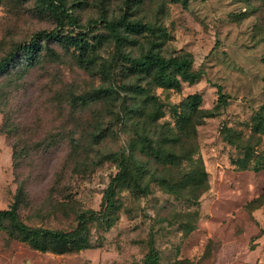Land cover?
<instances>
[{
	"label": "rangeland",
	"instance_id": "1",
	"mask_svg": "<svg viewBox=\"0 0 264 264\" xmlns=\"http://www.w3.org/2000/svg\"><path fill=\"white\" fill-rule=\"evenodd\" d=\"M61 1L76 22L42 0H0V59L13 51L21 60L20 46L41 32L91 28L88 53L118 63L117 83L147 85L113 60L111 39L95 38L107 35L95 19L126 18L152 27L129 32L126 51L189 55L200 77L179 88L151 86L161 109L152 121L124 105L141 101L132 88L115 100L96 98L106 76L79 66L78 50L55 40L42 41L45 56L35 67L0 74V209L23 185L20 217L32 226L70 231L79 213L102 211L90 223L88 247L67 253L35 248L0 226V264H144L152 251L154 264H264V165L257 164L264 159V0ZM145 136L176 161L150 163V191L122 187L117 208L107 210L118 167L105 155L126 151L145 161Z\"/></svg>",
	"mask_w": 264,
	"mask_h": 264
},
{
	"label": "trees",
	"instance_id": "2",
	"mask_svg": "<svg viewBox=\"0 0 264 264\" xmlns=\"http://www.w3.org/2000/svg\"><path fill=\"white\" fill-rule=\"evenodd\" d=\"M50 5H58L62 8L63 13L70 19L71 22H76L68 12L66 5L61 0H42ZM58 1V2H57ZM94 25L101 24L107 31V35H95L97 43L103 44L107 39H111L114 45V59L119 63L124 64L129 72V75L137 77L140 81H148L147 85L140 82L128 83V86L117 83L116 69L118 63L110 65L107 60L99 61V55L96 53H88L90 48L95 50V45L90 44L88 35L93 30L88 28L86 31H81L75 35L72 33L64 34L62 30H52L41 32L35 39L24 43L19 50L22 51L21 60L17 58V52H10L8 55L0 59V74L6 73L11 76L19 71L29 70L40 63L45 54L43 53V40H55L73 46L77 53V64L84 69L95 68L101 74L105 75L108 80V85L95 91V97L104 99L121 98V92H126L132 88L136 96L140 95L141 101L135 99L131 104L125 102L127 109L137 114L138 118L146 116L152 121L157 120L161 116V109L157 105V97L150 93L151 86H160L167 88H179L182 82L193 83L200 77V73L193 70V59L189 55H173L165 56L162 53L153 49H148L141 52L139 55H133L126 51L125 45L129 39V32L142 33L147 30H152V27L140 21H131L126 18L121 19H95ZM51 49V48H50ZM54 53V49H51ZM19 68V70H17ZM14 70V72H13ZM18 71V72H17ZM121 90V91H120ZM135 96V97H136ZM200 97L197 94L190 95L188 106L192 112L197 111ZM183 115V118L186 116ZM10 117L5 122V128H10ZM232 133L227 130L225 138L236 144L237 141L232 137ZM141 141V151L147 157V160L138 159L134 153L112 152L105 155L104 159L112 160L117 164L118 172L113 177L105 195V208L107 210L117 208V195L122 187H130L139 192L150 191V185L144 183L145 172L151 169L150 163L165 164L166 162L174 163L176 154L166 150L159 140L154 141L149 136H145ZM104 141V137L97 139L95 144ZM15 158L17 157L14 152ZM186 161L191 159L186 158ZM189 163L187 162V165ZM198 163L195 165L189 164L192 171H197ZM258 166L264 165L263 162H257ZM258 166L256 168H258ZM26 191L21 185L16 193L15 201L8 209H0V226L6 225L12 234H16L23 239H28L31 245L41 250H51L57 253H67L75 250H81L88 247V233L90 223L101 216L102 211L94 210L83 211L78 214V224L73 230H57L42 226H32L20 217V208L24 202ZM157 253L154 251L149 255L148 260L144 264H154Z\"/></svg>",
	"mask_w": 264,
	"mask_h": 264
}]
</instances>
